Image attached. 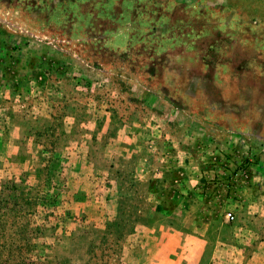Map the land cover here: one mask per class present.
<instances>
[{
  "label": "rangeland",
  "instance_id": "obj_1",
  "mask_svg": "<svg viewBox=\"0 0 264 264\" xmlns=\"http://www.w3.org/2000/svg\"><path fill=\"white\" fill-rule=\"evenodd\" d=\"M259 65L264 0H0V191L43 206L20 264L102 237L107 264H264Z\"/></svg>",
  "mask_w": 264,
  "mask_h": 264
},
{
  "label": "trees",
  "instance_id": "obj_2",
  "mask_svg": "<svg viewBox=\"0 0 264 264\" xmlns=\"http://www.w3.org/2000/svg\"><path fill=\"white\" fill-rule=\"evenodd\" d=\"M40 186V182H37L34 189L17 190L12 186L0 191V264H20V252L24 251L26 245L20 243V238L27 232V218L34 214L36 207L43 208L38 203ZM131 223L126 218H120L117 223L110 222L109 228L126 230ZM120 240L121 238H100L99 245L92 249L86 264H97V259L101 264H107L110 255L113 256V252L120 248ZM96 250L98 256L94 253Z\"/></svg>",
  "mask_w": 264,
  "mask_h": 264
},
{
  "label": "crops",
  "instance_id": "obj_3",
  "mask_svg": "<svg viewBox=\"0 0 264 264\" xmlns=\"http://www.w3.org/2000/svg\"><path fill=\"white\" fill-rule=\"evenodd\" d=\"M233 63V62H232ZM246 63V62H245ZM250 65V64H248ZM232 71H234V69H236V65L233 63L232 64ZM237 72V70H236ZM243 72H246V70H244ZM258 79V80H257ZM256 84H253V86L251 84H249V87H252L253 89H258V91L260 92V100L264 98V65H259L258 68V78H256ZM256 85V86H254ZM248 87H244V89H247ZM260 114H264V107L260 108Z\"/></svg>",
  "mask_w": 264,
  "mask_h": 264
},
{
  "label": "built area",
  "instance_id": "obj_4",
  "mask_svg": "<svg viewBox=\"0 0 264 264\" xmlns=\"http://www.w3.org/2000/svg\"><path fill=\"white\" fill-rule=\"evenodd\" d=\"M226 219H232V216L230 213L225 214Z\"/></svg>",
  "mask_w": 264,
  "mask_h": 264
}]
</instances>
